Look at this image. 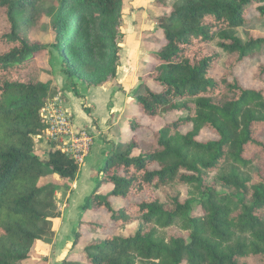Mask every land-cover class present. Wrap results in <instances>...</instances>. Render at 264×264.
<instances>
[{
  "label": "trees",
  "instance_id": "obj_1",
  "mask_svg": "<svg viewBox=\"0 0 264 264\" xmlns=\"http://www.w3.org/2000/svg\"><path fill=\"white\" fill-rule=\"evenodd\" d=\"M158 1L169 10L158 19L164 39L136 103L139 116H163L165 124L139 138L135 116L132 138L103 150L102 177L80 221L93 237L62 264H264V88L247 87L237 74L264 48V35L246 29L251 8L264 19V0ZM124 3L0 0L7 24L0 36V264H25L36 243L55 233L62 213L54 186L41 180L52 173L72 179L80 169L56 143L45 155L35 151L50 91L41 73H56L57 59L65 89L78 97L115 81ZM43 15L52 20L50 44L34 33ZM50 46L56 54L47 68L37 57ZM254 78L264 83V63L257 62ZM205 131L216 138L202 140ZM104 184L113 188L97 193ZM181 185L191 189L188 198H181ZM147 189L162 191L165 201L153 192L130 200ZM120 198L128 204L116 207ZM89 213L96 216L86 220Z\"/></svg>",
  "mask_w": 264,
  "mask_h": 264
},
{
  "label": "rangeland",
  "instance_id": "obj_2",
  "mask_svg": "<svg viewBox=\"0 0 264 264\" xmlns=\"http://www.w3.org/2000/svg\"><path fill=\"white\" fill-rule=\"evenodd\" d=\"M123 11L125 19L123 28L124 38L122 40L123 48L121 51L123 63L120 69V78L114 84L116 91L120 94L119 97L114 96V99L110 97L107 100V91L105 92L104 89L92 90L91 95L88 96V104L86 103L91 111V124L87 122L86 116L89 114L83 109L81 101L71 98V104L68 105L66 94L63 92L66 80H63V74L60 73L58 60H54L57 63L56 73H49L47 71H42L41 73L42 81L50 83L47 103L50 104L54 99L60 97L64 103V107L70 108L73 113L76 124L79 127H85L90 130L95 129L97 139L93 152L83 165L79 167V172L75 178H62L58 174L52 173L41 180V185L50 183V185L52 184L54 186V196L58 209L61 213L66 211V216L63 222H61L62 215L60 218L54 220V235L39 240L31 254V258L25 264H62L63 259L67 256L65 250L68 251L70 248L74 252L82 250L86 243L93 237L92 234L86 232L84 229L85 226H80V221L87 211L84 207L85 200L96 190V186L102 177L101 168L104 162L103 150L110 149L114 145L129 141L132 138L134 133L130 121L135 116L138 121H141V127L136 130L139 138L151 137L165 124L163 116H157L154 119L147 116L143 118L139 116L141 109L136 103V97L143 90V82L147 81V73L153 69L158 61L152 55L153 51L160 47L164 39L163 33L158 25V19L161 15L169 13V10L159 4L158 0H125ZM248 17L250 22L246 29H252L253 32L264 35V19L259 17L254 7L250 9ZM51 21L49 16L43 15L35 27L34 33H36V38L43 43L50 44L54 41ZM6 30L7 24L3 18V12L0 11V36ZM238 35L244 41L246 40L244 27L238 29ZM216 43L215 41L214 44ZM3 48L5 46L0 43V50ZM220 51L222 52L221 49ZM54 54H56V51L50 46L49 52L39 54L37 60L49 68L50 59ZM222 54L223 58L214 70V73L218 77L224 72L223 62L225 54L223 52ZM258 61L264 63V48L259 52H255L237 69V74L241 76L244 85L247 87L255 89L264 88V83L254 78ZM66 90L71 92L69 88ZM167 119H175V116H168ZM200 138L207 140L216 138V136L205 131ZM48 141L46 136L41 137L37 135L34 138L35 151L41 155H45L49 143H51ZM101 145H103L102 148ZM214 176L215 173H211V179ZM112 188L113 186L111 184H104L99 188L97 193L106 194ZM178 188L182 199L189 197V191L191 189L188 185H181ZM151 192H153L154 196L159 195L165 201V196L162 191H152L151 189L132 192L130 200L140 201L146 198ZM128 202V198L114 199V205L116 207L118 205H127ZM95 216L89 213L86 220H91ZM60 225L61 227H59ZM80 227L83 233L81 234L79 243L72 247L70 245L74 241L75 231ZM114 231L113 229L112 232ZM55 238L58 240L56 244L53 242Z\"/></svg>",
  "mask_w": 264,
  "mask_h": 264
},
{
  "label": "built area",
  "instance_id": "obj_3",
  "mask_svg": "<svg viewBox=\"0 0 264 264\" xmlns=\"http://www.w3.org/2000/svg\"><path fill=\"white\" fill-rule=\"evenodd\" d=\"M46 123L44 133L51 143H56L81 166L86 161L96 139L95 129L79 127L73 114L59 97L46 104L41 113ZM48 141V142H49Z\"/></svg>",
  "mask_w": 264,
  "mask_h": 264
},
{
  "label": "crops",
  "instance_id": "obj_4",
  "mask_svg": "<svg viewBox=\"0 0 264 264\" xmlns=\"http://www.w3.org/2000/svg\"><path fill=\"white\" fill-rule=\"evenodd\" d=\"M122 63H123V57L121 58V67L119 68V71H118V77H117V79L115 80V81H113V82H111V83H107V84H105V85H103V86H99V87H92V88H89L88 90H87V92L84 94L85 96H83V97H78V96H76L73 92H68L66 89H65V87H64V93L66 94V98H67V103H68V105L69 104H71V101H72V99L71 98H73L74 100H78V101H81V103L83 104V103H87L88 104V96L89 95H91V92H92V90L93 89H95V90H100V89H104L105 90V92L107 91V100L110 98V97H112L113 99L115 98V97H119V92H117L116 91V89H115V86H114V84H116V82L118 81V79L120 78V69L122 68ZM63 80H64V78H63ZM115 96V97H114ZM95 106V105H94ZM96 107V106H95ZM69 109V111L71 112V110H70V108H68ZM72 113V112H71ZM73 114V113H72ZM86 118H87V122H89V124H91L90 122L92 121V116H90V115H88V116H86ZM78 125V124H77ZM79 126V125H78ZM102 146L103 145H101V148H102ZM93 150H94V148H93ZM89 157V156H88ZM65 216H66V211H64L63 213H62V217H61V222H63L64 220H65ZM59 227H61V225L59 226ZM60 231V230H59ZM57 234H58V232H57ZM57 237H59L58 235H57ZM55 244H56V242H58V240L55 238V241H53ZM70 246H72V245H70ZM69 251H73L72 250V248H70L68 251H66L65 250V254H68V252ZM60 253H61V250H60ZM66 256V255H65Z\"/></svg>",
  "mask_w": 264,
  "mask_h": 264
}]
</instances>
